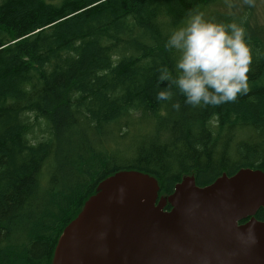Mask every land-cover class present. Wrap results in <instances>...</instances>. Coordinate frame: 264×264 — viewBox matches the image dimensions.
Listing matches in <instances>:
<instances>
[{
  "label": "trees",
  "instance_id": "16d2710c",
  "mask_svg": "<svg viewBox=\"0 0 264 264\" xmlns=\"http://www.w3.org/2000/svg\"><path fill=\"white\" fill-rule=\"evenodd\" d=\"M216 1L0 0V264H52L65 228L121 170L154 174L165 195L186 174L204 186L264 171V0L206 14ZM194 10L247 33L249 92L234 102L156 99L168 87L157 69L175 62L168 34ZM122 127L145 130L121 145Z\"/></svg>",
  "mask_w": 264,
  "mask_h": 264
},
{
  "label": "water",
  "instance_id": "95a60500",
  "mask_svg": "<svg viewBox=\"0 0 264 264\" xmlns=\"http://www.w3.org/2000/svg\"><path fill=\"white\" fill-rule=\"evenodd\" d=\"M239 183L245 194L232 201L228 189ZM158 191L138 171L103 180L61 235L53 264H264V221L255 217L264 207L263 171L241 168L201 187L185 177L156 205ZM167 202L173 210H163Z\"/></svg>",
  "mask_w": 264,
  "mask_h": 264
},
{
  "label": "clouds",
  "instance_id": "9594fccd",
  "mask_svg": "<svg viewBox=\"0 0 264 264\" xmlns=\"http://www.w3.org/2000/svg\"><path fill=\"white\" fill-rule=\"evenodd\" d=\"M251 5L253 0H244ZM173 54L172 70L161 65L157 71L168 87L156 93L158 101H170L175 92L192 107L220 106L249 92L248 71L252 49L245 29L236 22L222 23L191 11L165 42ZM179 110L180 103L172 104Z\"/></svg>",
  "mask_w": 264,
  "mask_h": 264
},
{
  "label": "rangeland",
  "instance_id": "374dc122",
  "mask_svg": "<svg viewBox=\"0 0 264 264\" xmlns=\"http://www.w3.org/2000/svg\"><path fill=\"white\" fill-rule=\"evenodd\" d=\"M261 1H262V0H261ZM232 2H233V0H227V1H226V10H225V11H229V10H230ZM236 3H237V8H238V9H244L245 6H246V3L244 2V0H236ZM219 5H220V3H217V4L212 5L211 7H208V8L206 9V13H207V14H211V12H212V10H213L214 8L217 9V10L222 11V10L218 7ZM257 19H258L259 22H261V21H260V18H259V12H258V11H257ZM122 130H123V132H128V131H129V134H128V136L126 137L125 141L121 144V145H124L125 143H127V142L133 140V139L135 138L134 136L137 135L139 131H142V130H145V129H142L141 127H139V128H136V127H134V128L122 127ZM226 132H227V131H226ZM226 132H224L223 134H225ZM81 134H82V133H81ZM144 134H151V131H147V132H145ZM76 137H77V135H76ZM89 137H90V138L92 137L91 133H89ZM79 143H80V141L77 140V141H76V144H79ZM182 181H183V180L181 179L179 182H177V183L175 184L174 188H176V185H177V184H181ZM172 208H173V207H172V203L166 204V206H164V209H166V210H171ZM164 209H163V210H164ZM164 211H165V210H164ZM57 246H58V243H57L56 247H57ZM55 249H56V248H55ZM54 252H55V250H54Z\"/></svg>",
  "mask_w": 264,
  "mask_h": 264
},
{
  "label": "bare ground",
  "instance_id": "6f19581e",
  "mask_svg": "<svg viewBox=\"0 0 264 264\" xmlns=\"http://www.w3.org/2000/svg\"><path fill=\"white\" fill-rule=\"evenodd\" d=\"M187 184H190V183H187ZM246 189V186L243 184V183H239V184H236L235 186H233L232 188H229L228 191L230 193H232L233 195V200L232 201H235V196H236V191H241L243 192V190ZM243 194H245V192H243ZM252 193L248 194V198L250 197ZM244 195H242L243 197ZM227 205H230V202L227 203ZM227 211L231 212L232 214H235L236 211L234 210H231L228 206L226 207ZM62 254L66 257H69L72 255V251L69 250V249H65V252L63 251Z\"/></svg>",
  "mask_w": 264,
  "mask_h": 264
}]
</instances>
